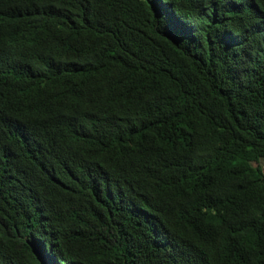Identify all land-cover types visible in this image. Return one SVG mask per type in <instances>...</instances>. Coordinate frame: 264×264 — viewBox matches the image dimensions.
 <instances>
[{
    "label": "trees",
    "instance_id": "1",
    "mask_svg": "<svg viewBox=\"0 0 264 264\" xmlns=\"http://www.w3.org/2000/svg\"><path fill=\"white\" fill-rule=\"evenodd\" d=\"M264 0H0V264H264Z\"/></svg>",
    "mask_w": 264,
    "mask_h": 264
},
{
    "label": "rangeland",
    "instance_id": "2",
    "mask_svg": "<svg viewBox=\"0 0 264 264\" xmlns=\"http://www.w3.org/2000/svg\"><path fill=\"white\" fill-rule=\"evenodd\" d=\"M254 165L255 166H258V165H260L263 169H264V159L263 160H261L260 162H258V163H254Z\"/></svg>",
    "mask_w": 264,
    "mask_h": 264
}]
</instances>
